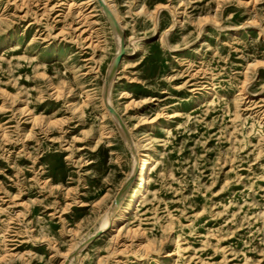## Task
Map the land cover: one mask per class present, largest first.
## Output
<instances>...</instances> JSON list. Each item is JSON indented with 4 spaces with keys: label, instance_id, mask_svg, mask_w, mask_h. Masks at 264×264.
Wrapping results in <instances>:
<instances>
[{
    "label": "rangeland",
    "instance_id": "374dc122",
    "mask_svg": "<svg viewBox=\"0 0 264 264\" xmlns=\"http://www.w3.org/2000/svg\"><path fill=\"white\" fill-rule=\"evenodd\" d=\"M105 1L142 195L80 248L133 162L117 42L97 0H0V264H264V0Z\"/></svg>",
    "mask_w": 264,
    "mask_h": 264
},
{
    "label": "bare ground",
    "instance_id": "6f19581e",
    "mask_svg": "<svg viewBox=\"0 0 264 264\" xmlns=\"http://www.w3.org/2000/svg\"><path fill=\"white\" fill-rule=\"evenodd\" d=\"M97 2L99 3L100 8L104 11V13H106L110 21L112 32L116 39L117 47H118L115 56L116 58L117 55L120 53L122 46L121 44L122 26L119 24L116 12L109 7V5L106 3L105 0H97ZM115 58L112 64L109 66L107 72L108 73L107 79L105 80L104 88H103L104 93H103L102 103L106 111L109 113V115L112 116L111 118L114 119L116 125L120 129L122 136L125 139L127 146L132 151L133 162L129 176L122 185V188L118 193V195L116 196V198L112 200L111 205L107 208V211L102 217L100 226L98 227L99 228L98 231L91 234L81 244L80 246L81 249L84 246H86L89 240L92 239L97 233L105 232L109 229L116 227V225L132 211L136 202L139 200L140 196L142 195V191L147 180L148 170L152 164V157L149 154H145V155L138 154L137 150H135V146L133 142L129 141L125 128L122 125L117 113L115 111L114 112L111 111L112 105L109 99V91L116 66L114 63ZM133 179L134 181L132 182ZM70 257L71 255H69V257L67 256L61 264H70L71 262Z\"/></svg>",
    "mask_w": 264,
    "mask_h": 264
},
{
    "label": "water",
    "instance_id": "95a60500",
    "mask_svg": "<svg viewBox=\"0 0 264 264\" xmlns=\"http://www.w3.org/2000/svg\"><path fill=\"white\" fill-rule=\"evenodd\" d=\"M118 61H119V57L117 56V57L115 58V61H114L115 65L117 64Z\"/></svg>",
    "mask_w": 264,
    "mask_h": 264
}]
</instances>
